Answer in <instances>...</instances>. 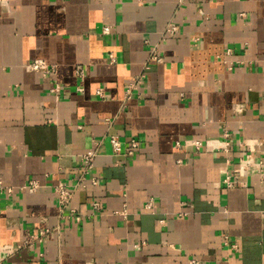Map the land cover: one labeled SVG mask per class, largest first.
Wrapping results in <instances>:
<instances>
[{"label":"crops","instance_id":"1","mask_svg":"<svg viewBox=\"0 0 264 264\" xmlns=\"http://www.w3.org/2000/svg\"><path fill=\"white\" fill-rule=\"evenodd\" d=\"M0 182V264H264V0H0Z\"/></svg>","mask_w":264,"mask_h":264},{"label":"built area","instance_id":"2","mask_svg":"<svg viewBox=\"0 0 264 264\" xmlns=\"http://www.w3.org/2000/svg\"><path fill=\"white\" fill-rule=\"evenodd\" d=\"M175 29H176V26H174L173 24L170 23L166 27L165 31L171 33V32H174ZM109 30H110V27L108 25H103L101 28V31L103 33H106ZM155 52H157L156 47L154 49H152V53H151L149 59L161 61V56L157 55V53H155ZM111 58H112V56H111ZM29 66L32 69L41 70L44 73H49L50 71L53 70L52 67L47 66L41 60H34ZM76 74L78 76H81V77L83 76V68L81 66L76 67ZM142 76H143V73L136 76V78H134V80L128 85V88L126 89V93H125L126 94L125 98H128V95L130 94L131 88H133L137 84H139ZM95 93L98 96H103L102 89H100V88H96ZM105 121L109 122L108 119H105ZM224 136H228V134L225 132ZM108 141L110 144L111 153L114 155L121 154L123 150H124L123 153L125 155H132L139 149V142L135 138L121 139L117 134H108ZM194 142L196 144L199 143L198 141H194ZM95 143H98V142H95ZM96 154H97V152H96L95 148H92V149L87 150V151L83 152L82 154H80V159L82 162L81 163V172H80L79 177L77 178L75 183L69 184V183H65V182H57L56 184H54L53 190H54L55 195H56L58 207L61 211L64 210L69 205L72 194H73L75 189H77L78 187H85L87 184H96L98 182L97 176L93 175L92 171H91L93 168L94 157L96 156ZM245 156L246 157L243 158L242 160L247 163L250 160V155H245ZM222 181L224 183V186H226V187H231L235 183V181L233 179H231L228 174L224 176ZM37 186H38V184L35 181L30 180L25 187L27 188L28 191L32 192V191L36 190ZM2 189H4L6 192L11 191V189L8 187L4 188V186L0 182V190H2ZM91 206L93 209H99L100 203L93 200L91 202ZM149 206H150L149 204L146 205V207H149ZM70 211H73V209H70ZM190 263L196 264L197 261H196V259L192 258L190 260Z\"/></svg>","mask_w":264,"mask_h":264}]
</instances>
